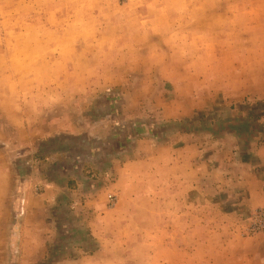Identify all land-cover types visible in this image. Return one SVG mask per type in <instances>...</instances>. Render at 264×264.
I'll list each match as a JSON object with an SVG mask.
<instances>
[{
  "label": "rangeland",
  "instance_id": "obj_1",
  "mask_svg": "<svg viewBox=\"0 0 264 264\" xmlns=\"http://www.w3.org/2000/svg\"><path fill=\"white\" fill-rule=\"evenodd\" d=\"M109 92L113 111L95 104ZM261 95L264 0H0V264H264V206L233 164ZM136 123L173 126L89 162ZM30 129L64 150L25 148ZM68 157L90 189L38 180Z\"/></svg>",
  "mask_w": 264,
  "mask_h": 264
},
{
  "label": "trees",
  "instance_id": "obj_2",
  "mask_svg": "<svg viewBox=\"0 0 264 264\" xmlns=\"http://www.w3.org/2000/svg\"><path fill=\"white\" fill-rule=\"evenodd\" d=\"M117 100L118 97L115 94L109 92L103 94L101 98L95 102V104L97 106L106 105L107 107H109L111 111H113L115 102H117ZM172 126H173L172 124H168L155 128L151 124H147V123H136L132 125L131 124L126 125L124 128H119L118 130H115L111 134V136L106 137L104 142L101 144L100 142H91L87 146L86 157L87 159H89L90 163H96V166L98 168H101L105 164L106 159L109 156L117 152H121L129 148H132L135 139L145 136H150L159 139L166 132H168L172 128ZM228 126H224L223 128L224 129L230 128ZM238 126H240L239 123L238 125L234 126V128L237 127V131H239ZM247 126H248L247 124L242 126L240 128L241 131L246 130ZM51 148L53 149L60 148V150H64L62 145L49 141H43L37 147V149L39 151L42 150L43 153ZM80 162L82 161H80L79 157L76 160H73V158H69V157L59 158L54 162H52L51 164L45 162L44 164L42 163V166L44 167L41 168L39 174L49 181H55L57 176L68 178L73 175L78 177L83 182H88L87 179L89 180L90 171L86 170L85 168L86 166ZM25 166L27 167V165ZM91 184L93 183L90 182L87 183L89 189L90 186H93Z\"/></svg>",
  "mask_w": 264,
  "mask_h": 264
},
{
  "label": "crops",
  "instance_id": "obj_3",
  "mask_svg": "<svg viewBox=\"0 0 264 264\" xmlns=\"http://www.w3.org/2000/svg\"><path fill=\"white\" fill-rule=\"evenodd\" d=\"M254 98L258 99L257 101L260 102V99L264 100V95L256 96ZM262 104H264V103L262 102ZM246 114H248L249 117L251 116V118H256L257 121L261 122L260 118H258L259 114L256 115V114L250 113L249 111H247ZM240 121H242V120H239V122ZM250 122H252V121H250ZM255 123L256 122H253L251 125L247 126V128H246V130H244V132H242L240 129L242 126H238L239 131H236V129H235V132H233L235 134H238V136H243V133L245 134V132H250L252 134L249 137L252 141L246 143L243 140H241V142L238 144V146H234V149H236V151L233 154L234 155L233 164L236 165L238 170H241V172H240L241 174H239L235 177V180H237L236 181L237 182L236 183L237 190L239 192L238 197L249 208H256L259 206H264V125H261L258 122L256 124ZM30 130L29 131L27 130V132H28L27 133L28 134L27 135V142L24 146L25 148H26V146L29 147V150L34 149L36 147L35 143H38V145H39L41 140H37V142H36V139L43 136V134L40 133L39 131H36L34 129H32L31 131ZM50 133L51 132H49L48 135ZM143 142H144V140H138L137 145L142 144ZM153 159H157V158L155 157ZM155 161H157L156 163L159 164V159H157ZM129 163L130 162L127 161L126 165H128ZM175 164H176V158L175 157L168 158L167 165H169V166L167 168L169 170L174 169L173 166ZM208 165H209V163H207L206 158L204 161H202V160L200 161L201 167L205 166V169H206V166H208ZM218 165L219 164L215 163L214 167H211V171L214 173L215 172L216 173L217 172L222 173L224 170H223V168L219 167L221 165H219V166ZM207 169H208V167H207ZM37 176L39 179L37 178ZM37 176H36V178L38 180H41L44 185H46V186L52 185L51 183H48V180H46L40 174ZM203 177H205L204 174H202L200 176V180H201V182L203 181V183H206L207 180L204 181L205 178H203ZM49 182H52V181H49ZM47 191L48 190H45V192H47Z\"/></svg>",
  "mask_w": 264,
  "mask_h": 264
},
{
  "label": "built area",
  "instance_id": "obj_4",
  "mask_svg": "<svg viewBox=\"0 0 264 264\" xmlns=\"http://www.w3.org/2000/svg\"><path fill=\"white\" fill-rule=\"evenodd\" d=\"M255 216L264 217V208L260 210H257L254 214Z\"/></svg>",
  "mask_w": 264,
  "mask_h": 264
}]
</instances>
